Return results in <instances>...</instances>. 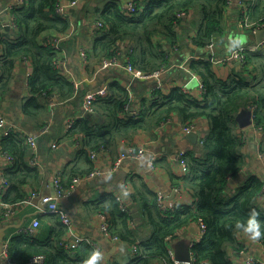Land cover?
Segmentation results:
<instances>
[{"label": "trees", "instance_id": "1", "mask_svg": "<svg viewBox=\"0 0 264 264\" xmlns=\"http://www.w3.org/2000/svg\"><path fill=\"white\" fill-rule=\"evenodd\" d=\"M58 2L26 0L22 6L13 8L15 26L9 32L4 31L0 23V106L17 64L28 60L33 66L29 80L31 96L23 105V113L29 119L43 114L44 101L50 93L56 91L61 98L74 93L73 83L55 64L58 52L45 44L51 38L45 36L47 32L63 35L70 27L69 19L55 12ZM229 7V0H147L135 14L128 15L122 12L117 0H111L98 17V21L106 26V32L99 29L100 36L94 50L97 54L104 52L105 57L111 56L121 49L118 47L120 42L128 40L134 50V67L152 74L167 67L170 51L179 48L184 35L189 34V29L181 24L180 19L185 13L196 11L200 14V21L194 22H200L197 33L192 37L196 44L205 47L225 29ZM249 8L251 21L264 18V0L253 2ZM158 36L164 43L155 41ZM244 53L247 62L242 66L243 71L227 78L218 76L212 60L193 61L191 67L202 79L203 97L195 98L180 87H175L169 94L157 91L152 104L144 103L138 116L121 117L123 113L128 114L125 104L129 97L126 90L113 84L112 87L117 88L121 95L98 97L94 102L97 116L95 113L82 116L69 130V136L82 137L83 149H90L91 153L102 147L108 150L119 139L129 141L139 130L159 127L173 115H178L184 124L199 118L208 121L209 130L200 140L198 153L187 155L190 171L181 179L183 187L194 199L192 204L179 203L172 210L161 211L157 195L148 188L140 189L133 197V204L128 209L130 213L122 211L115 196L97 200L98 203L109 200L114 217L112 225L115 226L112 233H118L123 240L138 246L139 252L129 264H154L156 260L171 264L168 241L176 237L181 228L200 219L206 223V232L192 248L198 262L233 264L227 248L235 242L238 232L243 231L237 226L238 222L247 224L253 208L259 212L256 218L264 230V207L261 205L264 181L251 175L244 185L235 187L230 182L245 166L243 138L238 133L236 115L255 105L254 123L264 131V49ZM97 117L101 120L98 121ZM25 139L20 132L0 135L3 151L17 158L13 169L6 173L11 186L4 195L5 202L15 204L24 201L23 185L29 178L38 176L37 168L25 161V157L30 155ZM107 211L102 209V212ZM135 211L144 215L152 229L151 234L142 240L137 239L129 228ZM60 226L65 225L61 222ZM56 237L54 233L50 239L41 241L24 233L13 236L9 257L16 263L44 255L47 264H85L93 251L87 242L79 244L83 243L85 254L79 256L75 251L64 249L61 246L64 241H57ZM260 238L264 242V235Z\"/></svg>", "mask_w": 264, "mask_h": 264}, {"label": "crops", "instance_id": "2", "mask_svg": "<svg viewBox=\"0 0 264 264\" xmlns=\"http://www.w3.org/2000/svg\"><path fill=\"white\" fill-rule=\"evenodd\" d=\"M110 1L81 0L67 17L70 21V27L67 33L63 34L64 38L61 41L58 60L60 61V72L74 85V93L65 98H61L56 91L50 93L44 101L43 114L37 118L29 119L23 113V105L31 96L29 80L33 73V66L31 62L17 64L9 90L0 106V112L9 122L17 126V132L23 134L24 138H27L28 135L36 138L38 164H32L34 154L31 153L30 148H28L30 155L25 157V161L30 166L37 168L38 176L29 178L28 183L22 187L26 194L25 200L28 202L24 203L25 200L15 204L6 202L17 206L19 212L10 221H3L0 218V232L4 230L1 233L2 243L6 240L10 241L13 236L23 234L22 229L38 218L40 226L34 234L36 239L46 241L54 233L57 236V241L75 242L78 239H93L100 244L103 252V259L99 264H129L136 257L133 252V245L123 240L117 235V232V234L112 233L115 226L112 225L114 217L111 213L109 200L98 203V199L109 196H115L117 199L121 197L124 204L130 209L133 204V197L138 195V191L148 188L155 194L162 192L176 205L193 203L194 199L191 193L183 187L181 182L187 173H182L177 156L183 150L188 153H198L200 140L209 130L207 119L195 120L200 129L198 133L192 132L197 136L195 140L194 137L189 136L191 133L182 131L181 127L184 123L180 117L173 115L159 127L139 130L129 141L117 140L114 145L108 147V151L99 155L95 160L91 159L90 149H83V143H80L82 137L80 139L69 136L68 132L71 129H68L67 126L71 121L76 123L82 116L88 115L83 112V103L89 95L96 94L97 98L121 95L117 88L112 87L113 84H117L126 90L129 97L125 104L128 114L123 113L121 117H125V115L138 116L144 103L152 104L154 94L157 91L169 94L175 87H180L193 97L202 98L205 92L202 79L191 67L192 62L206 59L216 61L229 55L232 52L228 51V45L231 43V38L235 36L244 35L247 37L243 45L235 50L256 44L258 42L256 33L253 34L246 30L241 20L244 8L247 6L248 16H250L249 5L257 0H243L242 6L238 4L239 0H232L234 4L230 5L227 11L225 29L222 33L215 35L212 42L205 47L199 46L193 41L194 34L197 33L200 24V22L199 24H194V22L200 21V14L196 11L185 13L180 18L181 24L185 25L190 32L184 35L183 43L179 48L170 51V60L166 67L168 70L160 77L145 80L135 79L122 67L100 70L105 56L104 52L97 54L94 50L95 42L100 36V30L96 28L95 24L100 13ZM117 1L124 4L129 0ZM136 1L139 6L147 2V0ZM18 2L19 0H0V10L3 9L5 14L13 16V13L7 10L17 6ZM24 2L26 0H23L20 6ZM0 23L3 25L4 31L9 32L11 30L12 27L9 30L5 28L1 15ZM57 34L47 32L45 36L55 37ZM155 41L164 43L160 36L155 38ZM129 44L128 40L122 41L118 47L121 46L125 49L130 47ZM164 46L167 49L168 46L166 44ZM1 53L2 51L0 55ZM213 64L218 76L223 78L243 71L242 66L237 62L226 64L213 62ZM194 77L195 80H193ZM102 91L105 94H102ZM95 115L97 116V112ZM97 118L98 121L101 120L100 117ZM45 126H49L50 130L48 133L42 134L40 130ZM238 133L243 138L242 154L245 159V166L236 178L231 179L234 186L246 184L251 175L264 181V163L259 157V152L264 147V136L256 131L253 124L244 129L238 125ZM25 140L27 142V139ZM127 145L144 146L147 150V156L141 160H127L120 167H116V159ZM11 156L14 158L13 162L8 159L7 153L3 151L0 145V188L4 186L5 190L4 194H0V202H5L3 200L4 195L11 186L6 173L10 168L13 169L14 162L17 160L14 155L11 154ZM97 168L101 170L100 175L72 185L75 177L85 175L90 170ZM57 177L61 178L62 183L67 188V194L58 204L71 217L72 223L69 227L65 224V226H60L62 221L58 219L56 214L40 216L41 200L38 196H33V193H37L39 196L52 195L53 190L55 191L54 182ZM3 178L7 179L8 185L3 183ZM176 186L181 190L179 193H175L174 187ZM173 196L175 197L172 198ZM261 205L264 207V190ZM1 209L2 205L0 204ZM102 209L108 211L102 212ZM104 215L111 224L109 236H106L100 229L104 222ZM132 216L134 220L129 221V228L135 232L137 239L142 240L148 237L152 229L146 222L144 215L135 211ZM199 235V227L197 223H193L181 228L177 236L168 241L171 264L189 263V260L177 259V257L193 256L192 248L194 243L200 240ZM227 251L233 264H248V258L253 256L264 262L263 239L259 237L257 240H252L244 231L238 232L235 242L228 246ZM75 252L79 256H85L83 243ZM1 264L29 263L7 262L3 259ZM154 264L169 263L165 260H156Z\"/></svg>", "mask_w": 264, "mask_h": 264}, {"label": "built area", "instance_id": "3", "mask_svg": "<svg viewBox=\"0 0 264 264\" xmlns=\"http://www.w3.org/2000/svg\"><path fill=\"white\" fill-rule=\"evenodd\" d=\"M80 1L81 0H59V2L56 5L55 12L58 15L67 18L69 17L71 11L79 5ZM22 3H23V0H19L17 6H20ZM233 4L234 3L232 2V0H229V5H233ZM238 4L242 6L244 4V1L239 0ZM120 6H121L122 12L128 15L135 14L139 8V5L136 0H129L128 2L124 4L121 3ZM13 8L11 7L7 11L12 12ZM241 23L246 30H249L253 34H255L257 30L264 29V18L257 20V21H251L248 16L247 6L244 8L243 18L241 20ZM10 26L11 27L15 26L13 16L10 22ZM95 26L97 29H100L103 33L106 32V26L101 21L96 22ZM63 38H64V35H57L55 37H51L47 39V41H45V44L50 45L52 48L56 50V52H59L61 41L63 40ZM262 49H264V39L260 43L257 42L256 44H252L246 47L239 48L235 50V54L230 53L229 55L221 57L218 60L213 61V62L217 64L237 62L241 66H244L247 62L246 55L244 53L245 51L256 52ZM1 51H2V45L0 43V52ZM133 51H134L133 47H128L125 49L121 47V49H119L116 54L107 56L103 59L100 70L105 71L112 67H115V68L122 67L127 73L131 74L135 79H139V80L160 77L165 71L168 70L167 68H163L161 70L155 71L152 74H147L143 72L141 69H136L132 62ZM28 62L29 61L26 60L24 63L27 64ZM55 64L59 67L60 61L58 60V58L55 61ZM101 93L105 94L104 91H102ZM96 99H97L96 94H91L85 99L83 103L84 113L86 114L95 113L93 104ZM255 109H256L255 105H252V107L250 108L252 112ZM74 123H75L74 121H71L67 126L68 129H72ZM253 125L256 131L264 136V131L262 127H257L254 122H253ZM181 129L184 133H192V132L198 133L200 131L198 123L195 121L189 124H183ZM49 130H50V127L45 126L40 131L42 134H46L49 132ZM17 131H18L17 126L9 122L7 118L0 112V135L8 136L11 133H14ZM26 137H27L26 138L27 143L30 146L31 153L34 154V158L32 159V164L37 165L38 164L37 157H36L37 152H38L37 140L32 135H28ZM106 151L108 150L105 149L104 147L98 150H93L90 153L91 159L95 160L99 155L104 154ZM187 155H188V152L186 150H183V151H180L177 156V160L179 161L183 174H186L190 171V166H189ZM146 156H147V150L144 146L127 145L120 152L118 158L116 159V167H120L127 160H131V159L141 160L145 158ZM7 157L11 162H13L14 160L13 156L7 154ZM259 157L262 159L264 163V150H261L259 152ZM100 174H101V170L99 168L94 169L92 172H89L86 175L75 177L72 181V185L79 183L83 180H89ZM3 183L5 185H8V181L6 178H3ZM54 186H55V195L39 196V194L33 193V196H38L40 198L41 204L43 205V208H41L42 210L40 212V216H44L47 214H56L60 218V220L63 222V224L69 227L72 223L71 217L65 210L61 209L58 204V202L67 194V188L62 183L60 177H57L55 179ZM174 190H175V193H179L181 191L180 188L178 187H174ZM4 192L5 190L3 186L0 188V194L2 193L4 194ZM156 195H157L158 207L161 211L165 212V211L172 210L175 208L176 203L174 201H170L165 194H163L162 192H158L156 193ZM118 201L121 205L122 211L128 212V208L124 204V200L121 197H118ZM26 202L28 201L25 200L24 203ZM0 204L2 205V209L0 210V218L3 221L12 220L19 212V208L17 206H14L9 203L2 202V201L0 202ZM197 225L199 227V232H200L199 239H201L206 232V223L202 219H200L198 220ZM39 226H40V220L36 218L30 224H28L22 229V233L26 235H34ZM100 229L106 236L110 235L111 224L105 215H104V222L102 223ZM82 240L86 241L91 246L92 250H95V249L101 250V246L97 241L93 239H88V238L82 239ZM82 240L78 239L75 242L65 241L61 244V246L66 250L75 251L79 247V244L82 242ZM9 249H10V241L6 240L2 243V254L0 255V264L2 263L3 259H5L7 262L12 261L11 258L9 257ZM133 252L135 253V255L138 254L139 248L137 245H133ZM28 263L29 264H47V258L44 255L33 256L30 258ZM188 264H211V263L206 260L198 262L196 261L193 255L191 256V260L189 261ZM248 264H264V262L261 259L253 256V257L248 258Z\"/></svg>", "mask_w": 264, "mask_h": 264}, {"label": "clouds", "instance_id": "4", "mask_svg": "<svg viewBox=\"0 0 264 264\" xmlns=\"http://www.w3.org/2000/svg\"><path fill=\"white\" fill-rule=\"evenodd\" d=\"M246 39L247 37L244 35H239L231 38V43L228 45V51L235 54V49L239 46H242ZM193 80H195V77L193 78ZM258 215L259 212L257 211V209L253 208L247 224H242L238 222L237 225L252 240H257L259 237L264 235V230H262L261 228V223L256 218ZM102 259L103 252L99 249H95L92 251L89 258L85 261V264H99Z\"/></svg>", "mask_w": 264, "mask_h": 264}, {"label": "water", "instance_id": "5", "mask_svg": "<svg viewBox=\"0 0 264 264\" xmlns=\"http://www.w3.org/2000/svg\"><path fill=\"white\" fill-rule=\"evenodd\" d=\"M0 15H1V19L3 21V24H4L5 28L7 30H9L11 28V26H10V22H11V19H12L11 14H5L4 10L1 9L0 10ZM256 36H257L258 43L262 42V40L264 39V30H257L256 31ZM236 121H237L239 127L242 128V129L251 126L253 124V122H254L253 121V112L251 110H249V109H243V110H241L236 115ZM189 136L190 137H194V140L197 139V136H196L195 133H191ZM230 182L234 185L233 180H230ZM52 195H55V191L54 190H53ZM174 197L175 196H173L172 198H174ZM42 208H43V205H42ZM3 231L0 232V255L2 254V238H1V233ZM177 259H186V260H189L190 261L191 260V255H188L187 257H184V258L183 257L182 258H179V256H178Z\"/></svg>", "mask_w": 264, "mask_h": 264}, {"label": "rangeland", "instance_id": "6", "mask_svg": "<svg viewBox=\"0 0 264 264\" xmlns=\"http://www.w3.org/2000/svg\"><path fill=\"white\" fill-rule=\"evenodd\" d=\"M204 136H205V135H204ZM204 136H203V137H204ZM203 137H202V138H203ZM93 170H94V169H92L91 172H92Z\"/></svg>", "mask_w": 264, "mask_h": 264}]
</instances>
